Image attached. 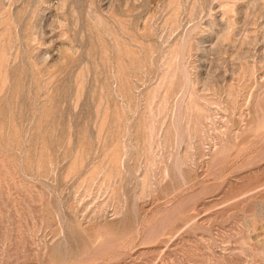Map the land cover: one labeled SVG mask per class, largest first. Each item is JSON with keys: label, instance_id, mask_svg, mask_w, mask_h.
<instances>
[{"label": "rangeland", "instance_id": "obj_1", "mask_svg": "<svg viewBox=\"0 0 264 264\" xmlns=\"http://www.w3.org/2000/svg\"><path fill=\"white\" fill-rule=\"evenodd\" d=\"M0 264H264V0H0Z\"/></svg>", "mask_w": 264, "mask_h": 264}]
</instances>
